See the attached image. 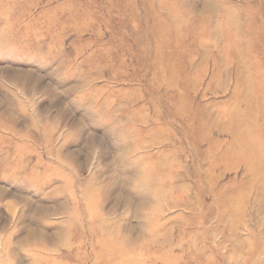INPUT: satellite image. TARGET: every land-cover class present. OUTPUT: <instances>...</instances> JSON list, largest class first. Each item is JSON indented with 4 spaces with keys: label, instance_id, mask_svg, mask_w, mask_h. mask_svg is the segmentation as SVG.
Instances as JSON below:
<instances>
[{
    "label": "rangeland",
    "instance_id": "obj_1",
    "mask_svg": "<svg viewBox=\"0 0 264 264\" xmlns=\"http://www.w3.org/2000/svg\"><path fill=\"white\" fill-rule=\"evenodd\" d=\"M255 59L264 0H0V264H264V129L207 156Z\"/></svg>",
    "mask_w": 264,
    "mask_h": 264
},
{
    "label": "bare ground",
    "instance_id": "obj_2",
    "mask_svg": "<svg viewBox=\"0 0 264 264\" xmlns=\"http://www.w3.org/2000/svg\"><path fill=\"white\" fill-rule=\"evenodd\" d=\"M261 59L237 64L240 75L231 95L233 104L220 112L219 120L214 122L215 128L229 139L223 150H220L222 143L219 142L208 146L211 173L219 167L222 171H232L240 166L251 172L252 166L257 163L260 135L264 129V72L259 69V62L263 63L264 59ZM230 61L232 63L234 59Z\"/></svg>",
    "mask_w": 264,
    "mask_h": 264
}]
</instances>
